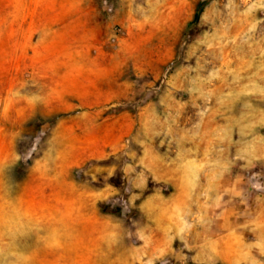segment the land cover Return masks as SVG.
<instances>
[{
    "label": "rangeland",
    "instance_id": "1",
    "mask_svg": "<svg viewBox=\"0 0 264 264\" xmlns=\"http://www.w3.org/2000/svg\"><path fill=\"white\" fill-rule=\"evenodd\" d=\"M0 264H264V0H0Z\"/></svg>",
    "mask_w": 264,
    "mask_h": 264
},
{
    "label": "trees",
    "instance_id": "2",
    "mask_svg": "<svg viewBox=\"0 0 264 264\" xmlns=\"http://www.w3.org/2000/svg\"><path fill=\"white\" fill-rule=\"evenodd\" d=\"M207 3L204 1L200 4L197 5L196 7V11H195V14H194V18H193V23L197 21L200 13L202 12L203 8L205 7Z\"/></svg>",
    "mask_w": 264,
    "mask_h": 264
}]
</instances>
